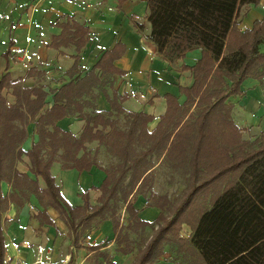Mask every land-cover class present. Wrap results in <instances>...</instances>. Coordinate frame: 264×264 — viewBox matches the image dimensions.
<instances>
[{
    "label": "trees",
    "instance_id": "obj_1",
    "mask_svg": "<svg viewBox=\"0 0 264 264\" xmlns=\"http://www.w3.org/2000/svg\"><path fill=\"white\" fill-rule=\"evenodd\" d=\"M117 1L120 5L125 0ZM258 2L146 0L150 25L147 37L161 57L183 58L186 51L196 47L202 52L197 62L189 66L194 83L182 89L186 94L184 103L165 93L166 109L152 129L147 124L153 115L126 110L121 105L124 94L116 91L110 99L111 109L102 112L94 110L91 102L96 97L93 87H69L68 83L54 90V102L43 113L39 110L46 92L40 87H12L16 99L8 103L2 90L10 78L2 75L0 182L10 183L9 199L21 206L33 194L42 206L37 216L40 221L49 220L46 207L52 206L72 230L79 225L87 227L92 218L106 216L112 217L115 226L119 201L125 202V208L134 214L128 196L133 189L140 191L146 186L154 165L151 157L163 153L165 156V150L167 154L176 144L172 165L187 170L183 197L170 217L160 215L158 226L139 250L134 264H156L165 244L183 252V264H264V131L253 139H243L241 128L231 119L232 103L228 100L231 94H241L240 84L247 76L259 78L264 86V52L259 50L264 40V16L243 30L236 20L242 5ZM133 24L138 30L143 29L142 23ZM75 27L77 32L81 30L80 26ZM63 34L71 38L77 35L70 30ZM76 45L80 48L81 41ZM119 47L116 44L107 54L115 53ZM83 78H76L75 82ZM31 93L34 98H30ZM193 103L195 109L187 116ZM83 104L91 106L92 112L81 113ZM75 110L85 121L78 135L55 123ZM30 118L35 119L38 139L24 150L21 143ZM93 140L104 144L116 162L102 167V182L92 186L100 190L97 202L90 204L85 200L82 205L72 206L61 193L50 166L54 160H59L63 169L100 166L97 149L91 151L85 145ZM23 154L29 158L34 177L15 167ZM38 176L44 187L39 185ZM156 198L162 200L160 204L167 203L163 195ZM7 199L0 186V264L4 249L1 214ZM132 222L145 223L136 215ZM182 223L190 226L187 238L180 236Z\"/></svg>",
    "mask_w": 264,
    "mask_h": 264
},
{
    "label": "crops",
    "instance_id": "obj_2",
    "mask_svg": "<svg viewBox=\"0 0 264 264\" xmlns=\"http://www.w3.org/2000/svg\"><path fill=\"white\" fill-rule=\"evenodd\" d=\"M146 12V0H125L120 5L117 0H0V78L4 74L10 78L3 90L7 101L15 102L12 87H40L46 92L45 103L39 110L43 113L54 102V90L68 83L69 87H93L96 97L91 102L94 110L102 112L111 109L110 99L112 92L116 91L124 94L121 105L126 110L153 115L147 124L152 129L166 109L165 93L175 95L180 103H184L186 94L182 89L192 87L194 83V74L189 66L197 62L202 52L200 47H196L186 51L183 58L167 60L161 57L147 37L150 25ZM263 16L264 0H259L257 4H244L236 17L237 26L241 30L250 28L254 20ZM133 22L142 23L143 29L138 30ZM75 26H80L82 31L77 32ZM64 30L76 31L77 35L71 38L63 34ZM79 41L81 46L78 50L76 43ZM116 44L120 47L115 53H110L114 55L107 54ZM259 50L264 52V46L259 44ZM262 70L264 78V63ZM76 78L84 80L75 82ZM240 89L241 94L228 97L233 103L231 119L241 127L242 138L245 132L247 138L253 139L264 131V86L259 78L251 75L243 79ZM34 97L35 94L31 93L30 98ZM83 97L90 100V96ZM194 109L195 103L190 106L187 116ZM92 110L91 106L83 104L81 113ZM81 113L75 110L58 118L55 123L78 135L85 122ZM247 117H250L249 121ZM35 127V119L30 118L21 143L24 150L38 139ZM85 145L91 151L97 149L100 166L93 165L83 170L63 169L59 160H54L50 166L61 193L72 206L82 205L85 200L90 204L97 202L100 190L92 186L102 182L105 176L102 167L110 165L112 160L116 161L105 145L97 140ZM106 157H110L109 162ZM153 162L149 173V178L153 179L147 181L140 191L133 189L128 196L134 214L128 212L125 202L119 201L115 226L112 217L106 216L92 218L87 227L79 225L72 230L66 218L52 206L46 207L49 220L40 221L37 216L42 206L37 198L31 194L21 206L15 205L8 195L10 183L2 180V194L8 199L1 214L4 237L1 264L34 260L37 243L52 251L53 264H134L139 250L158 226L160 215L166 218L171 215L166 212L169 193L158 190L161 183L166 184L164 187L170 186V178L158 175L161 172L160 158ZM15 167L34 177L29 170L27 155L23 154ZM163 170L167 172L166 168ZM178 171L187 172L185 168ZM38 182L41 187L45 186L39 176ZM83 190L87 192L82 194ZM156 195H163L167 203L160 204L162 200ZM134 215L145 221L144 225L133 224ZM183 226L188 235L191 229L188 224L182 223L180 236L187 238L182 233ZM87 233L91 235L90 239L85 238ZM167 246L181 254L180 264H183V252L169 244L164 245V253L156 264L169 263L162 258Z\"/></svg>",
    "mask_w": 264,
    "mask_h": 264
},
{
    "label": "rangeland",
    "instance_id": "obj_3",
    "mask_svg": "<svg viewBox=\"0 0 264 264\" xmlns=\"http://www.w3.org/2000/svg\"><path fill=\"white\" fill-rule=\"evenodd\" d=\"M263 47L264 46V42L263 43H260V47ZM4 90V89H3ZM3 90H2V94L6 95V93H3ZM4 95V96H5ZM236 95V94H234ZM6 98V96H5ZM7 100V98H6ZM230 101V100H229ZM8 102V101H7ZM232 102V101H231ZM9 103V102H8ZM233 104V103H232ZM248 121L250 120V117H247ZM239 127V126H238ZM241 128V127H240ZM246 131V130H245ZM254 130H252L251 132H253ZM255 133V132H254ZM253 134V133H252ZM251 135V134H250ZM248 135V136H250ZM258 136V135H257ZM244 139H250V138H247V133L244 132ZM177 145H173L168 153L166 154V150H165V156H164V153L163 155H161L160 157H156V156H153L151 157L152 161H154L155 159H158L160 158V169H161V172H158V175H160V177H166L167 179L170 178V186L168 187H164L166 186L165 183H161L160 185V188L158 190H167V192L169 193V196H170V199L168 200V206L166 208V212H169L171 213L172 210L175 209V207L180 203L182 197H183V191L185 189V185L187 183V176H186V172L183 173V171H178V169L180 168H183V166H178V167H174L172 165V162H173V155L175 153V149H176ZM110 158V157H109ZM109 158L106 157V160L109 162ZM112 162L113 164L116 162L115 160H112L110 161ZM106 163V162H105ZM107 164V163H106ZM164 168L167 169V172L165 170H163ZM165 171V172H164ZM153 178H149V175H148V181L149 180H152ZM159 181H162L159 180ZM158 181V182H159ZM2 189V188H1ZM4 189V188H3ZM3 189H2V193H3ZM6 223H4L5 225ZM85 231V230H84ZM83 231V232H84ZM183 235H187L188 236V230L183 226ZM165 254L162 256V258L165 260L164 262H169L168 264H180L182 261V257H181V254L178 253L176 250L172 249L171 247L167 246L166 249H165Z\"/></svg>",
    "mask_w": 264,
    "mask_h": 264
},
{
    "label": "built area",
    "instance_id": "obj_4",
    "mask_svg": "<svg viewBox=\"0 0 264 264\" xmlns=\"http://www.w3.org/2000/svg\"><path fill=\"white\" fill-rule=\"evenodd\" d=\"M86 239H90L91 235L87 233L85 235ZM18 250V246L15 245ZM10 258V257H9ZM13 264H53V253L49 248H46L42 243L36 244V256L34 260L21 263L20 261H15Z\"/></svg>",
    "mask_w": 264,
    "mask_h": 264
}]
</instances>
